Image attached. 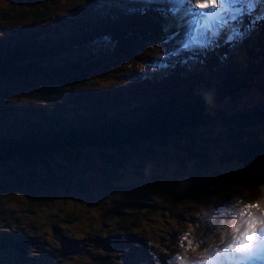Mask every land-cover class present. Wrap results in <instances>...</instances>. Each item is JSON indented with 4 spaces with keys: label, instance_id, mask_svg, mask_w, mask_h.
<instances>
[{
    "label": "trees",
    "instance_id": "trees-1",
    "mask_svg": "<svg viewBox=\"0 0 264 264\" xmlns=\"http://www.w3.org/2000/svg\"><path fill=\"white\" fill-rule=\"evenodd\" d=\"M92 1L28 0L23 4L16 0L0 9V25L6 22L10 30L0 34V81L16 87L37 86L36 96L45 92L60 104L53 95L72 91L69 102L74 108L73 113H68L57 104L36 105L33 100L27 104H2L8 99L1 101L0 97V173L6 170L7 176L0 181L3 188L21 187L26 180L24 173L32 183L34 172L39 168L49 170L50 161L57 154L63 156L70 168L81 158L88 160L85 152L94 150L108 176L133 154L140 158L175 151L181 163L183 155L189 161H204L207 145L214 148L220 138H210L207 143L204 133L216 125L233 137L227 143L231 152L218 145L221 163L230 158L248 166L254 160L264 163V138L249 140L245 136L264 124V103L248 109H236L233 105L247 90L264 94V40L248 50L243 67L231 62L230 44L225 43L209 56L180 59L175 65L164 67V74H150L147 67L154 54L180 29L177 27L181 23L173 11L167 12L166 18L160 11L148 8L94 12L73 33L47 26L48 21L65 13L85 15L82 7ZM38 23L41 24L36 26ZM253 23L256 30H264V9ZM100 38L106 39L109 52L62 64L46 62ZM9 95V90H0V96ZM238 131L246 138L239 139L234 134ZM15 167L23 172H17ZM56 176L48 173L44 182L58 186ZM62 177L69 176L63 173ZM217 178L226 181L223 189L213 193H226L233 178L221 172ZM28 183L27 188L31 185ZM198 189V184H193L174 202L191 204L192 210L207 206ZM216 198L220 195L212 199ZM123 214L116 221V231L142 222L135 212ZM69 216L77 218L74 213ZM28 233H0V250L21 252L22 258L27 259L32 246ZM145 259L156 264L164 256L147 253Z\"/></svg>",
    "mask_w": 264,
    "mask_h": 264
},
{
    "label": "rangeland",
    "instance_id": "rangeland-1",
    "mask_svg": "<svg viewBox=\"0 0 264 264\" xmlns=\"http://www.w3.org/2000/svg\"><path fill=\"white\" fill-rule=\"evenodd\" d=\"M14 1L16 0H0V9L6 8ZM18 1L25 4L28 0ZM147 1L97 0L96 2L95 0L86 5L90 9L86 16L103 7H110V4L114 7L123 4L133 8L139 6V3H148L149 8L167 7L173 10L179 22L185 20L182 31L179 33L180 38L170 37V41L173 39L174 42L164 45L156 52L152 59L153 63L147 67L150 71L155 66H164L181 57L189 58L194 53H199L200 51H196L199 50L197 46L208 51L209 48L223 41L231 42V39L236 36L234 34L236 25L231 23L228 27L224 19H232L236 14H244L247 8L257 7V2L262 0H219L222 8H230V12L224 13L222 18L214 19L208 26L206 25V28L199 33L200 38L196 39L199 44L196 45L193 34L205 15L201 16L200 12H197L196 16L191 15L190 0H160L157 4L151 3L154 1ZM209 7L213 8L212 11L221 10L219 7L216 9L214 5ZM178 9H187V18H182L183 15L179 16ZM72 15L73 17L62 19L59 17V20L55 21V26L64 30L68 25L83 21L80 17L76 19V15ZM198 17V22H191ZM214 23H218L216 28H212ZM8 26L6 22L2 23L0 34L10 33ZM248 35L251 34L245 33L241 39L232 42L231 61L243 63L247 46V42L244 43V41ZM98 50L100 53L108 50L104 41L46 62L62 64L88 55L95 57L101 55ZM153 72H156L155 69ZM15 85L0 81V90L10 92L9 98L0 96L1 101L8 99L6 102H1L2 104H27V101L33 100L36 105L46 104L51 107L52 104H57L59 107H64L68 113H73L74 108H71L73 104L68 102V96L72 91L53 95L61 102L60 104L45 92L36 96V89L39 88L37 86L17 85L16 87ZM261 103H264V94L255 89L243 92L233 101L236 109H248ZM234 134L239 139L246 138L242 131L234 132ZM204 135H206L204 137L207 143L210 138L220 137L214 148H211L212 144L207 145L204 161H189L183 155V163H181L179 155L173 153L175 151L140 158H138L139 154H133L132 158L124 159L126 162L122 167L108 176L105 174L106 167L94 150L85 152L88 160L81 158L78 160L80 162L71 164L70 168H67V162L62 158L63 156L57 154L50 161L49 170L39 168L33 171L32 183L29 182L31 179L27 173H24L26 184L23 183L21 187L15 185L14 189L3 188L0 184V233L12 235L28 231V240L33 246L30 247V256L27 259L22 258L21 252L0 250V264H150L145 256L148 253L154 257L156 252L164 256V260L156 264L225 263L222 260L225 259L227 251L236 249V245L248 240L245 237L246 232L252 237L250 242L259 240L255 232H249V228L251 222L259 225V229L264 225L258 223L257 215L258 211L264 213L262 207L264 163L259 161L256 163L254 160L248 166L235 158L221 163L219 157L221 149L218 145L231 152L232 149L227 144L229 139L233 138L230 132L216 125L208 128ZM245 136H248L249 140L264 138V124L260 123L256 129L249 131ZM236 152L235 149L233 154ZM252 164L256 165L252 166ZM15 170L23 172L18 167H15ZM219 172L228 178H233L230 182L232 185L225 188L227 192L224 194L216 192L218 188L223 189V183L226 181L218 180ZM48 173L57 175L58 186L44 182ZM63 173L69 177L67 179L62 177ZM6 177V170H4L0 173V181ZM27 183L31 184L29 188L26 186ZM193 184H198V190L202 194L200 198L204 205L209 204L207 207L192 210L191 204L183 201L174 202L177 201V196L181 192L186 191ZM214 190L216 193H213ZM218 195L220 198L212 199ZM250 204H256L259 207H245ZM205 211H213V214L202 216ZM130 212H135L142 222H138L137 226L124 228V231H116V221L122 217L119 214L125 213L123 216H128ZM71 213H74L77 218L70 217ZM261 217L264 219L263 215ZM226 221H231L233 226L223 236V225ZM128 224L131 225L132 221ZM221 227L220 234L223 238L216 241L210 248L200 251L199 255L187 249L188 242H191L194 247L205 244V239H212L211 236L216 235L218 228ZM150 236H156V238L150 239ZM184 237H187V241ZM159 241H162V246H165L157 250ZM224 245H226L225 248ZM229 245L232 247L229 248ZM262 254L263 251L260 250L259 255L263 258ZM232 262L256 264L250 263V259L245 254L234 256Z\"/></svg>",
    "mask_w": 264,
    "mask_h": 264
},
{
    "label": "snow or ice",
    "instance_id": "snow-or-ice-1",
    "mask_svg": "<svg viewBox=\"0 0 264 264\" xmlns=\"http://www.w3.org/2000/svg\"><path fill=\"white\" fill-rule=\"evenodd\" d=\"M190 4H191V8L189 9V13L193 16H196L197 12H200L201 16L207 15L209 17V19H220L223 17L224 12L226 11V8L223 7L220 4L219 0H190ZM209 5H214L215 8L217 9L218 7L221 9L220 11H212L213 8L209 7ZM199 17L197 19L191 20L192 23H196L198 22ZM246 208H258L259 206L256 204H250V205H246ZM256 230V226L255 224L251 225V227L249 228V232L254 233ZM261 232H264V225L261 226L260 228ZM245 237L248 240H251V235H249L248 232L245 233ZM184 239L187 241V237H184ZM186 247L189 251H193L194 250V246L191 242H188L186 244ZM232 246L229 245V248H231ZM240 248L244 249L245 248V244L241 243L240 244Z\"/></svg>",
    "mask_w": 264,
    "mask_h": 264
},
{
    "label": "bare ground",
    "instance_id": "bare-ground-1",
    "mask_svg": "<svg viewBox=\"0 0 264 264\" xmlns=\"http://www.w3.org/2000/svg\"><path fill=\"white\" fill-rule=\"evenodd\" d=\"M151 1H154L153 3H158V1L160 0H148V2H151ZM212 19H209V17L207 15H205L204 19L201 20L200 22V26H199V29L203 30V26H205L207 24L208 21H211ZM186 32V31H185ZM196 34H193V37L195 36ZM263 212H264V203H263ZM258 214V217L259 219H262V215L264 217V213L262 212H257ZM261 215V216H260ZM255 233H259V236H258V239L259 240H256L255 242H250V240H246L244 242L245 244V248L244 249H241L240 248V245L237 249H233V250H228L227 251V255L225 256V258L228 260L230 259L231 257L235 256V255H244V254H248L249 255V258H251V260L255 263H260L261 262V256L258 255V252L260 250H264V244H263V239H262V236H264V232H261L258 227H256V230H255ZM256 234V235H257ZM242 251V252H240ZM229 257V258H228ZM224 264V263H223ZM229 264H233V263H229Z\"/></svg>",
    "mask_w": 264,
    "mask_h": 264
},
{
    "label": "clouds",
    "instance_id": "clouds-1",
    "mask_svg": "<svg viewBox=\"0 0 264 264\" xmlns=\"http://www.w3.org/2000/svg\"><path fill=\"white\" fill-rule=\"evenodd\" d=\"M233 224L231 221H226L225 222V226H224V231H223V236L226 235L227 231H229L232 228ZM223 236L220 233H217L216 237L212 240L207 241L205 244H200L196 247H194V252L197 253V255H199L200 251H203L206 248H210L216 241H218L219 239L223 238Z\"/></svg>",
    "mask_w": 264,
    "mask_h": 264
}]
</instances>
